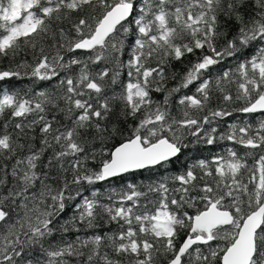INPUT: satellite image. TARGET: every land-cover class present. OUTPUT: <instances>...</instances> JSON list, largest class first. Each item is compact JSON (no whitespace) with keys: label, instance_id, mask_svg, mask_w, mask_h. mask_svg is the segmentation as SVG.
Returning <instances> with one entry per match:
<instances>
[{"label":"snow or ice","instance_id":"6c2138e0","mask_svg":"<svg viewBox=\"0 0 264 264\" xmlns=\"http://www.w3.org/2000/svg\"><path fill=\"white\" fill-rule=\"evenodd\" d=\"M3 59L0 264H264V0H0Z\"/></svg>","mask_w":264,"mask_h":264},{"label":"trees","instance_id":"16d2710c","mask_svg":"<svg viewBox=\"0 0 264 264\" xmlns=\"http://www.w3.org/2000/svg\"><path fill=\"white\" fill-rule=\"evenodd\" d=\"M127 58V54L125 55V59ZM193 57L189 56L185 59L184 64H180L179 62H173V68L176 70H179L183 72L186 70V66L188 64L189 60H192ZM9 60L8 59H3L0 60V68H7L9 66ZM232 61H229L227 63H223L221 65L215 66L211 70L212 75L218 74L220 71H222L224 68L228 67ZM94 70H99L98 67H94ZM125 77L122 76V79ZM170 82L169 86H171ZM37 86V90H40L41 88H46V89H53L57 85V80L53 79L52 81H36L35 82ZM34 82L31 79L25 78L21 80L17 79H11L9 81L4 82V87L5 88H11V90H20L21 92L28 91L29 89L33 88ZM195 88L194 86L185 90L188 94H191L194 92ZM234 90V89H233ZM119 91V89H117ZM156 99H161L162 94H154ZM214 102H215V97H214ZM215 106V103L213 104ZM239 117L240 119H249L252 122H256L260 117L258 114H254L251 116H245V114H234L233 117L231 118L232 120L237 119ZM4 119H7L5 117ZM4 119H0V126L3 125ZM227 119V118H226ZM228 122H231V120H228ZM15 123V121H13ZM11 130V128L9 129ZM235 145L232 144V142H227V141H221L218 142L215 145L211 146H206L203 144L200 145H193L191 146V150L185 152V154L180 158L179 161H176L173 164L166 165L164 167H154L151 169H143V170H138L134 171L132 173L124 174L120 178H113L109 181L106 182H100L96 185V188L99 189L101 193H106L107 190L110 189V187H115L116 189H120L126 186L128 183H133V184H140V183H149L151 181L159 180L164 176H171L172 174L177 173L181 168H183L186 164L192 163L196 159H201V158H211L212 155L218 153V152H223L225 151L228 147H234ZM238 147L240 150L241 155L244 154L245 149H243L241 146H235ZM248 163L251 166L253 164V160L251 158L248 159ZM247 178V174L246 177ZM89 193H85V195H88ZM190 214H194L195 210L194 209H189ZM71 211L67 213L66 215H70ZM66 218V217H65ZM115 225H110V226H105L103 229L104 231H108L111 229H114ZM184 236L181 235V241L183 240Z\"/></svg>","mask_w":264,"mask_h":264},{"label":"water","instance_id":"95a60500","mask_svg":"<svg viewBox=\"0 0 264 264\" xmlns=\"http://www.w3.org/2000/svg\"><path fill=\"white\" fill-rule=\"evenodd\" d=\"M136 171H138V170H136Z\"/></svg>","mask_w":264,"mask_h":264}]
</instances>
